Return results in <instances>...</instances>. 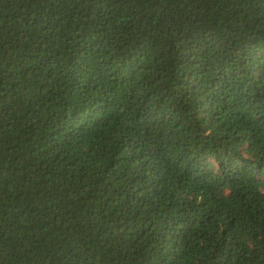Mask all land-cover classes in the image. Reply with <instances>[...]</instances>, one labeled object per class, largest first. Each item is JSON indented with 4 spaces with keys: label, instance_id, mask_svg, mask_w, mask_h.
Listing matches in <instances>:
<instances>
[{
    "label": "trees",
    "instance_id": "obj_1",
    "mask_svg": "<svg viewBox=\"0 0 264 264\" xmlns=\"http://www.w3.org/2000/svg\"><path fill=\"white\" fill-rule=\"evenodd\" d=\"M0 264H264V0H0Z\"/></svg>",
    "mask_w": 264,
    "mask_h": 264
}]
</instances>
